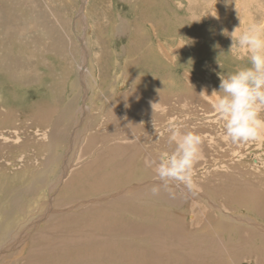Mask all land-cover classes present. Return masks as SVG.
Returning a JSON list of instances; mask_svg holds the SVG:
<instances>
[{
    "label": "rangeland",
    "instance_id": "374dc122",
    "mask_svg": "<svg viewBox=\"0 0 264 264\" xmlns=\"http://www.w3.org/2000/svg\"><path fill=\"white\" fill-rule=\"evenodd\" d=\"M18 2L0 0V264H264V135L232 143L213 107L264 0ZM189 131L193 187L165 186Z\"/></svg>",
    "mask_w": 264,
    "mask_h": 264
},
{
    "label": "clouds",
    "instance_id": "9594fccd",
    "mask_svg": "<svg viewBox=\"0 0 264 264\" xmlns=\"http://www.w3.org/2000/svg\"><path fill=\"white\" fill-rule=\"evenodd\" d=\"M238 18L240 26L243 22L239 14ZM236 29L228 35L232 38V46L235 44L247 50L248 64L227 76H220L219 89L214 90L217 95L213 105L223 121L226 136L234 144L256 141L264 135V119L260 117L264 111V21H252L238 34ZM170 139L175 148L161 156L156 175L165 186L169 182H177L191 189L202 138L189 131L182 134L174 132Z\"/></svg>",
    "mask_w": 264,
    "mask_h": 264
},
{
    "label": "bare ground",
    "instance_id": "6f19581e",
    "mask_svg": "<svg viewBox=\"0 0 264 264\" xmlns=\"http://www.w3.org/2000/svg\"><path fill=\"white\" fill-rule=\"evenodd\" d=\"M22 1H24V0H19V2L18 3H20V5H24L25 6V4L22 2ZM17 2V1H16ZM14 7V6H13ZM27 11V10H26ZM12 14V13H11ZM9 17V16H8ZM7 17V18H8ZM21 17V16H20ZM11 19H12V17H10ZM17 18V17H16ZM14 20V19H13ZM31 20V19H30ZM47 20V19H46ZM28 21V20H27ZM21 22V21H20ZM31 26V23H29V21H28V23H26L25 24V27L27 28V27H30ZM32 28V27H31ZM28 29V28H27ZM24 30H25V28H24ZM49 30V29H48ZM22 31V30H21ZM28 31H30V30H28ZM40 31V30H39ZM13 32V31H12ZM23 33V32H22ZM22 37V36H21ZM33 37V36H32ZM51 49V48H50ZM53 51V50H52ZM31 60V59H30ZM26 63V62H25ZM120 148V147H119ZM116 169V168H115ZM115 172V171H114ZM106 175V174H105ZM107 180V179H106ZM97 181V180H96ZM161 191V190H160ZM246 193V192H245ZM150 194V193H149ZM239 195V194H238ZM236 197V196H235ZM238 197V196H237ZM260 198V197H259ZM238 199V198H237ZM255 203V202H254ZM256 205V204H255ZM122 215V214H121ZM209 215V214H208ZM213 215V214H212ZM119 220V219H118ZM182 220V219H181ZM100 222V221H99ZM121 222V221H120ZM123 222V221H122ZM173 223V222H172ZM109 224V223H108ZM77 225V224H76ZM125 225H126V223H125ZM95 226V225H94ZM106 226H104V228H105ZM118 228V230L121 228V224H119V227H117ZM129 228V227H128ZM84 229V228H83ZM130 229V228H129ZM99 230V229H98ZM110 232H111V230H109ZM139 231V230H138ZM178 231V230H177ZM102 232V231H101ZM113 232V231H112ZM118 232V231H117ZM170 232V231H169ZM115 233V232H114ZM119 233V232H118ZM103 234V233H102ZM123 234V233H122ZM129 234V233H128ZM158 234V233H157ZM104 235V234H103ZM126 235V234H125ZM130 235V234H129ZM91 236V235H90ZM89 236V237H90ZM167 236V235H166ZM170 237V236H169ZM165 239V238H164ZM73 240L75 241V239L73 238ZM88 240V239H87ZM167 241V240H166ZM107 242V241H106ZM138 242V241H137ZM191 243V242H190ZM161 244V243H160ZM118 245V244H117ZM180 245V244H179ZM106 246V245H105ZM159 246V245H158ZM156 247V246H155ZM175 247V248H174ZM174 249H178V246H177V243H176V245H174ZM126 248V247H125ZM157 248V247H156ZM159 248V247H158ZM166 248H167V246H166ZM165 248V249H166ZM186 248V247H185ZM101 249V248H100ZM104 249V248H103ZM106 249V248H105ZM104 249V250H105ZM114 249V248H113ZM97 250V249H96ZM108 250V249H107ZM116 250V249H115ZM138 250V249H137ZM127 251V250H126ZM142 252H143V250H142ZM104 253V252H103ZM143 255H145L148 259H149V255H146V253H142V256ZM142 256L140 257V259H144V261H146V259L145 258H142ZM130 260L131 261H133V259H131L130 258ZM175 261H177L176 263H178L179 261L178 260H175ZM175 263V264H176ZM142 264V263H141Z\"/></svg>",
    "mask_w": 264,
    "mask_h": 264
}]
</instances>
